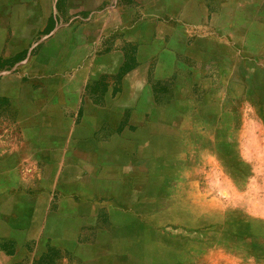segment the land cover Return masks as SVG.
Masks as SVG:
<instances>
[{"label":"rangeland","instance_id":"1","mask_svg":"<svg viewBox=\"0 0 264 264\" xmlns=\"http://www.w3.org/2000/svg\"><path fill=\"white\" fill-rule=\"evenodd\" d=\"M221 5L219 60L175 68L158 87L116 195L35 194L31 178L29 195H0L22 241H0V264H264V0ZM18 117L5 137H20Z\"/></svg>","mask_w":264,"mask_h":264},{"label":"crops","instance_id":"2","mask_svg":"<svg viewBox=\"0 0 264 264\" xmlns=\"http://www.w3.org/2000/svg\"><path fill=\"white\" fill-rule=\"evenodd\" d=\"M238 2L0 0V195H29L30 178L38 180L35 194L116 195L125 147L146 130L136 121L159 113L158 87L177 68L219 60L210 21L222 3ZM17 39L25 46L16 49ZM13 114L17 139L5 137ZM4 201L0 215L11 210ZM2 218L0 241L22 242Z\"/></svg>","mask_w":264,"mask_h":264}]
</instances>
